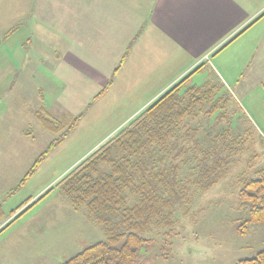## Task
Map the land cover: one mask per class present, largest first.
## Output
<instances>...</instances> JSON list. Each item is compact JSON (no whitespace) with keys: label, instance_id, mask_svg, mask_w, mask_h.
<instances>
[{"label":"rangeland","instance_id":"rangeland-1","mask_svg":"<svg viewBox=\"0 0 264 264\" xmlns=\"http://www.w3.org/2000/svg\"><path fill=\"white\" fill-rule=\"evenodd\" d=\"M6 1L12 12L5 18L0 8V44L13 45V56L23 60L24 65L0 110L6 109L2 121L8 122L10 131L13 128L17 133L21 125L23 134H30L28 144L0 146V222L7 218L12 221L0 232V264H60L106 237L101 225L84 208L75 209L69 204L58 186L59 180L136 115L134 110L174 71L163 73L157 68L142 81L136 78L133 60L115 75L101 97L93 99L123 54L121 35L91 31L86 41L84 26L76 25L80 19L71 17L69 0ZM3 2L0 0V6H5ZM1 21L8 23L7 38L2 35ZM254 31L243 33L239 45ZM6 74L0 71V78ZM11 77L7 76L8 83L0 79V94L11 84ZM216 80L205 64L189 76L186 86ZM249 85L246 78L242 88ZM234 95V99L226 97L224 107L190 123L198 129L196 137L205 148L227 128L233 137H241L234 144L237 152L233 153L228 173L205 192L191 188L189 212L176 213L172 230L146 234L151 242L138 249L136 264H235L239 259L255 257L264 248L263 224L251 225L245 235L237 232L247 216V210L240 205V175L255 177L264 170V117L247 107L248 98L236 92ZM254 95L251 91L250 97ZM43 108L66 128L74 117L82 115L75 128L46 154L33 175L19 184L56 136L43 129L36 118L35 112ZM186 174L184 168L181 176ZM123 242L122 239L115 245L119 247Z\"/></svg>","mask_w":264,"mask_h":264},{"label":"trees","instance_id":"trees-1","mask_svg":"<svg viewBox=\"0 0 264 264\" xmlns=\"http://www.w3.org/2000/svg\"><path fill=\"white\" fill-rule=\"evenodd\" d=\"M263 15L264 12L227 43ZM129 52L130 46H127L109 80L93 99L110 88ZM203 66L204 63L197 65L174 82L59 180L58 186L69 204L75 209L84 208L101 225L106 237L85 246L60 264H136L138 249L151 242L146 234L172 230L176 213L189 212L191 188L205 192L226 176L233 153L237 152L234 144L241 137H233L227 128L205 148L196 137L198 129L190 126L200 116L207 117L224 107L227 98H232L219 79L186 86L189 76ZM261 88L264 93V81ZM44 113V108L36 111L37 120L43 129L56 136L37 156L19 184L33 175L46 154L75 128L82 115L74 117L66 128L58 119ZM184 168L187 174L182 177ZM239 182L240 205L247 210V216L241 220L237 232L245 235L251 225H264V170H259L255 177L242 174ZM2 216L0 204V219ZM11 223L8 221L0 232ZM122 239L124 242L116 246ZM235 264H264V248L255 257L239 259Z\"/></svg>","mask_w":264,"mask_h":264},{"label":"crops","instance_id":"crops-1","mask_svg":"<svg viewBox=\"0 0 264 264\" xmlns=\"http://www.w3.org/2000/svg\"><path fill=\"white\" fill-rule=\"evenodd\" d=\"M69 1L71 17L77 21L80 19L76 25L84 26L86 41L87 35L95 31V33L120 34L119 43L122 42L120 48H123V54L127 46H130L126 62L120 70L134 60L136 78H141L142 81H146L157 68L163 73L174 71L166 82L133 113H138L187 71L204 63L210 67L217 80L224 84L233 99L235 92L240 93L244 98L249 99L246 102L247 107L253 113L260 112L264 117V93L261 88V83L264 81V15L227 43L264 12V0ZM3 3L5 6L1 5L0 8L3 17L6 18L10 15L9 12H12L9 11L12 6L9 7L6 0ZM3 21H1V27H4L2 35L7 38L10 29L8 23ZM253 29L254 33L247 36L244 44L239 45L242 34ZM77 33L78 31L74 35ZM222 45L225 46L221 48ZM14 49L13 45L4 42L0 44V71L12 76L10 81L12 85H7L4 93L0 94V107L7 101V94L12 91L10 87L15 85L18 71L23 70L24 62L18 61L13 56ZM174 66L178 68L174 70ZM7 74L1 77V82L8 83ZM246 78L250 85L243 89L242 82ZM251 91L255 93L252 98ZM13 108L16 109L15 106ZM8 111L10 108L7 109ZM5 116L6 109L0 110V146L28 144L27 134L29 135L30 132L23 134L21 125L17 133H14L13 128L10 131L8 122L2 121ZM7 220L8 218L0 222V229L8 223Z\"/></svg>","mask_w":264,"mask_h":264}]
</instances>
